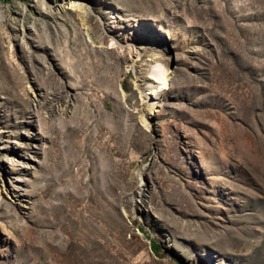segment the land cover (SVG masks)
I'll use <instances>...</instances> for the list:
<instances>
[{"label":"rangeland","instance_id":"374dc122","mask_svg":"<svg viewBox=\"0 0 264 264\" xmlns=\"http://www.w3.org/2000/svg\"><path fill=\"white\" fill-rule=\"evenodd\" d=\"M0 264H264V0H0Z\"/></svg>","mask_w":264,"mask_h":264},{"label":"bare ground","instance_id":"6f19581e","mask_svg":"<svg viewBox=\"0 0 264 264\" xmlns=\"http://www.w3.org/2000/svg\"><path fill=\"white\" fill-rule=\"evenodd\" d=\"M62 90H64V88L62 89ZM63 99V98H62ZM61 99V100H62ZM43 110H46L47 111V114H48V118L49 119H51L52 117H53V115L55 114V110L54 109H52V110H50L49 112H48V105L46 106V107H44L43 108ZM54 129V127H50V131L52 132V130ZM62 131H60L59 130V132L58 133H56V136H55V138H59L60 137V135H62ZM55 140V139H54ZM107 189H110V186H107ZM107 203V197L106 196H102L101 197V200H100V208H101V212H102V217H104V219L105 218H107V219H111L112 221L113 220H115L116 218H117V212H116V210H115V207L114 206H112L113 204L112 203H108V207H109V209H105L104 208V204H106ZM101 218V217H100ZM104 219H102L103 221H104ZM102 221V222H103Z\"/></svg>","mask_w":264,"mask_h":264},{"label":"trees","instance_id":"16d2710c","mask_svg":"<svg viewBox=\"0 0 264 264\" xmlns=\"http://www.w3.org/2000/svg\"><path fill=\"white\" fill-rule=\"evenodd\" d=\"M150 250H151L155 255L158 254V249H157V247H156L155 244H151V246H150Z\"/></svg>","mask_w":264,"mask_h":264}]
</instances>
